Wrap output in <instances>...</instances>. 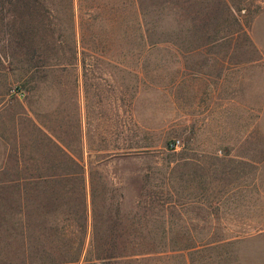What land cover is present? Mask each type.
<instances>
[{
    "label": "rangeland",
    "instance_id": "1",
    "mask_svg": "<svg viewBox=\"0 0 264 264\" xmlns=\"http://www.w3.org/2000/svg\"><path fill=\"white\" fill-rule=\"evenodd\" d=\"M255 36L264 0H0V264H264Z\"/></svg>",
    "mask_w": 264,
    "mask_h": 264
},
{
    "label": "crops",
    "instance_id": "2",
    "mask_svg": "<svg viewBox=\"0 0 264 264\" xmlns=\"http://www.w3.org/2000/svg\"><path fill=\"white\" fill-rule=\"evenodd\" d=\"M253 42L260 48H262L264 50V41L259 37V36H255L253 38ZM79 63V62H78ZM81 78L78 79V84L81 83ZM80 108V107H79ZM87 108V107H86ZM85 108V109H86Z\"/></svg>",
    "mask_w": 264,
    "mask_h": 264
},
{
    "label": "built area",
    "instance_id": "3",
    "mask_svg": "<svg viewBox=\"0 0 264 264\" xmlns=\"http://www.w3.org/2000/svg\"><path fill=\"white\" fill-rule=\"evenodd\" d=\"M17 95H18V96H23L24 93H23L22 91L19 90V91H17ZM177 143H178V141L175 142V145H174V146H177Z\"/></svg>",
    "mask_w": 264,
    "mask_h": 264
},
{
    "label": "trees",
    "instance_id": "4",
    "mask_svg": "<svg viewBox=\"0 0 264 264\" xmlns=\"http://www.w3.org/2000/svg\"><path fill=\"white\" fill-rule=\"evenodd\" d=\"M101 258H104V257H101ZM98 259V258H97Z\"/></svg>",
    "mask_w": 264,
    "mask_h": 264
}]
</instances>
